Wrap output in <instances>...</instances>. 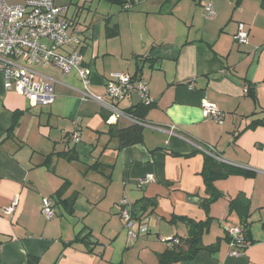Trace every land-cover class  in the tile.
<instances>
[{
  "label": "crops",
  "instance_id": "0c3cea01",
  "mask_svg": "<svg viewBox=\"0 0 264 264\" xmlns=\"http://www.w3.org/2000/svg\"><path fill=\"white\" fill-rule=\"evenodd\" d=\"M210 3L216 11L213 17L205 13ZM261 3L138 0L130 10L120 5L133 11L125 20L117 16L114 22L109 15L98 21L106 38L95 19L82 25L77 11L67 14L73 21L70 31H82L94 94L105 97L107 80L118 71L140 75L148 83L155 100L146 114L152 126L144 127L143 143L124 148L110 127L132 122H108L99 102L83 101V84L75 72L66 73L55 64L37 65L58 80L54 101L41 104L6 89L0 70V264H28L30 257H38L37 264H158L160 254L171 247L166 238L191 235L190 219L209 222L204 245L220 240L221 246L217 252L201 249L194 259L176 264H264ZM239 22L246 23L248 43L233 40ZM203 98L223 111L221 123L203 117ZM140 103V96L134 95L119 106L128 111ZM16 116L17 126L11 130ZM78 117L83 130L76 143L71 134ZM208 145L226 163L255 173L216 179L222 195L205 208L202 201L209 194L201 172ZM70 151L75 158H67ZM147 174H154L155 180L139 186ZM64 186L62 198L77 194L73 213L55 197ZM240 193L239 198L249 202L243 210L249 240L240 255L232 256L227 228L240 225V216L230 202ZM16 196L15 212L5 213ZM45 197L56 207L52 219L41 212ZM124 197L138 220H148L149 232L138 240L129 239L116 207ZM88 231L91 236L84 238Z\"/></svg>",
  "mask_w": 264,
  "mask_h": 264
},
{
  "label": "built area",
  "instance_id": "2783aa9c",
  "mask_svg": "<svg viewBox=\"0 0 264 264\" xmlns=\"http://www.w3.org/2000/svg\"><path fill=\"white\" fill-rule=\"evenodd\" d=\"M137 1H128L124 8H133ZM68 10V4H57L55 0H24L19 3L0 0V70L4 75L6 89L27 96L32 103H52L55 99L54 86L58 80L41 72L36 66L55 64L66 73L77 74L83 84V89L80 90L81 99L99 102L107 112L108 122L126 118L131 122L152 126L147 119L138 118L119 106L121 100L134 95H139L144 105L154 103L148 83L142 76L129 72H114L107 80L105 97L90 90V70L82 53L84 45L82 31L79 28L70 31L73 21L67 15ZM205 13L213 17L216 13L214 5L208 4ZM248 39L246 23L239 22L233 40L238 44H245L248 43ZM201 108L205 119L222 122L223 111L207 98L202 99ZM74 124L71 139L77 143L82 139L81 118H76ZM207 151L215 159L225 161L212 146L208 145ZM153 180L155 175L147 174L138 184L144 187ZM18 203L19 196H16L11 204L4 208V212L13 214ZM117 207L129 239L138 240L140 236L149 232L148 220L136 218L133 205L128 198L124 197ZM41 212L46 219L54 218L56 207L51 198H43ZM227 235L229 254L240 255L246 245L243 228L240 225L230 226L227 228ZM174 238L170 236L166 239L172 245L174 241L178 242V239Z\"/></svg>",
  "mask_w": 264,
  "mask_h": 264
},
{
  "label": "trees",
  "instance_id": "16d2710c",
  "mask_svg": "<svg viewBox=\"0 0 264 264\" xmlns=\"http://www.w3.org/2000/svg\"><path fill=\"white\" fill-rule=\"evenodd\" d=\"M112 3H116L121 5L124 8V5L130 0H105ZM136 4V3H135ZM262 8L264 9V0H262ZM125 9V8H124ZM130 10V9H126ZM115 31L117 28H111ZM151 105H144L142 103L137 104L128 109L129 112H132L136 117L141 119H146V114L150 109ZM17 126V116L11 126V130H13ZM144 125L141 123L132 122L127 127H117L111 125L110 133L112 136L116 137L119 141V148H124L129 145H133L136 143H143L144 142ZM76 156L73 152H68L67 158L73 159ZM100 164V163H98ZM94 165L97 166L96 163ZM202 175L204 176L206 189L208 191L209 196L202 201V205L206 208L209 201H213L222 195L219 192L215 185L214 181L218 178L227 177L229 174H238L242 173L248 176L254 175L253 170H247L235 167L226 163L225 161H219L212 157L211 155H207L204 163V167L202 170ZM139 183V182H138ZM66 186L57 190L55 197L57 199L58 204L62 203V205L69 211V213L74 212L75 202L77 200V194L74 193L67 198H62V193ZM243 194H238V196L230 202L231 210L237 211L240 216V226L244 230V234L246 239L249 236L247 226H248V214H243V210L249 208V202L246 198H239L242 197ZM57 204V203H56ZM145 209V208H144ZM190 224V232L191 235L187 238H178V242H173L171 247L167 248L162 254L159 256L158 264H176L181 260H189L194 259L201 249H207L210 252H217L220 249L221 241L218 240L215 243L210 245H204L203 243V235L205 230H208L209 222L206 221H195L193 219L189 220ZM91 236V232L88 231L85 233L84 238H88ZM228 239V235L226 236ZM249 240V238H248ZM170 244V242H169ZM39 258L38 257H30L28 260V264H37Z\"/></svg>",
  "mask_w": 264,
  "mask_h": 264
},
{
  "label": "rangeland",
  "instance_id": "374dc122",
  "mask_svg": "<svg viewBox=\"0 0 264 264\" xmlns=\"http://www.w3.org/2000/svg\"><path fill=\"white\" fill-rule=\"evenodd\" d=\"M59 3H69L70 9L68 11L69 16H72L73 13L77 11V15H79V20L82 25H88L95 19V23L100 20V23H102V19H104L106 16H111L114 18V22L116 21L115 17H120L122 20H125V16L128 14L127 12L132 13L133 11H126L122 10V7L120 5L111 4L104 0H56ZM78 1H80L79 8H78ZM10 2L13 3H19L24 2V0H10ZM82 6V7H81ZM114 10H120V15L112 14ZM129 13V14H130ZM94 23V24H95ZM98 23L99 29L101 28L102 37L106 38L104 30L101 24ZM111 26L113 24L111 23ZM120 72V71H118ZM57 173H60L59 170H56ZM120 202V201H119ZM117 207V204H116ZM215 231V230H214ZM213 231V232H214Z\"/></svg>",
  "mask_w": 264,
  "mask_h": 264
}]
</instances>
